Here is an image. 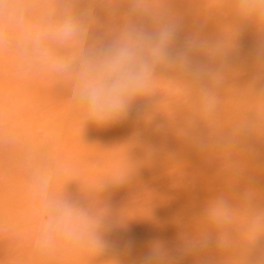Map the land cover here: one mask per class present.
I'll use <instances>...</instances> for the list:
<instances>
[{"label": "bare ground", "instance_id": "1", "mask_svg": "<svg viewBox=\"0 0 264 264\" xmlns=\"http://www.w3.org/2000/svg\"><path fill=\"white\" fill-rule=\"evenodd\" d=\"M93 2L89 44L169 29L167 58L99 123L70 76L0 43V264H264V18L238 0ZM61 201L86 213L80 238L38 244Z\"/></svg>", "mask_w": 264, "mask_h": 264}, {"label": "clouds", "instance_id": "2", "mask_svg": "<svg viewBox=\"0 0 264 264\" xmlns=\"http://www.w3.org/2000/svg\"><path fill=\"white\" fill-rule=\"evenodd\" d=\"M238 11L246 17L264 18V0H238ZM97 23L93 0L79 4L65 0L44 11H37L31 0H0V43L11 36L24 61L45 64L70 76L74 95L93 119L106 123L127 116L131 101L152 72L153 60L167 58L172 32L164 29L157 37L128 32L114 44L100 39L89 44V33ZM60 49L73 54L60 55ZM216 212L213 206L212 214ZM85 216L82 210L57 202L53 214L40 226L38 244L78 240ZM89 236L101 244L94 232ZM152 247L158 250L160 245Z\"/></svg>", "mask_w": 264, "mask_h": 264}]
</instances>
